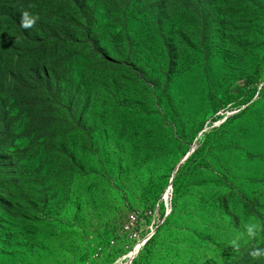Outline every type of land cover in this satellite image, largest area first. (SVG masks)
Masks as SVG:
<instances>
[{
  "label": "rangeland",
  "instance_id": "obj_1",
  "mask_svg": "<svg viewBox=\"0 0 264 264\" xmlns=\"http://www.w3.org/2000/svg\"><path fill=\"white\" fill-rule=\"evenodd\" d=\"M85 1L0 35V264H264V0Z\"/></svg>",
  "mask_w": 264,
  "mask_h": 264
},
{
  "label": "trees",
  "instance_id": "obj_2",
  "mask_svg": "<svg viewBox=\"0 0 264 264\" xmlns=\"http://www.w3.org/2000/svg\"><path fill=\"white\" fill-rule=\"evenodd\" d=\"M114 2L118 6L130 5L135 0H106ZM152 3L153 9L160 17L167 12L175 11L183 6V0H145ZM32 6V7H29ZM85 0H0V35H9V40H19L20 36H36L38 45L42 50H49L50 47H58L68 41L73 34L74 39H81L83 35L71 25V20L77 18L85 23V11L87 10ZM28 10L38 14L40 19L36 26L31 29H23L20 26L21 13ZM70 18V21L66 20ZM87 35L90 34L88 26L83 27ZM112 60L108 55H106ZM46 60V59H44ZM43 60V61H44Z\"/></svg>",
  "mask_w": 264,
  "mask_h": 264
},
{
  "label": "clouds",
  "instance_id": "obj_3",
  "mask_svg": "<svg viewBox=\"0 0 264 264\" xmlns=\"http://www.w3.org/2000/svg\"><path fill=\"white\" fill-rule=\"evenodd\" d=\"M32 7V6H29ZM40 17L38 14L32 13L28 10H25L21 13V21L20 26L23 29H31L34 28L39 21ZM246 227V233L249 238H255L257 233L261 231V227L257 224L250 223L245 226ZM232 246L235 250H239V244L236 241L232 242ZM254 259L260 258L264 256V248H256L253 249L249 253Z\"/></svg>",
  "mask_w": 264,
  "mask_h": 264
},
{
  "label": "bare ground",
  "instance_id": "obj_4",
  "mask_svg": "<svg viewBox=\"0 0 264 264\" xmlns=\"http://www.w3.org/2000/svg\"><path fill=\"white\" fill-rule=\"evenodd\" d=\"M146 239H143L142 241L138 242L137 244H135L127 254H125L124 256H122L119 259L118 264H131L133 259L136 257V255L138 254V252L140 251V249L142 248V246L144 245ZM131 251V252H130Z\"/></svg>",
  "mask_w": 264,
  "mask_h": 264
},
{
  "label": "water",
  "instance_id": "obj_5",
  "mask_svg": "<svg viewBox=\"0 0 264 264\" xmlns=\"http://www.w3.org/2000/svg\"><path fill=\"white\" fill-rule=\"evenodd\" d=\"M183 160H185V159H183ZM183 160H182V161H183ZM182 161H181V162H182ZM174 176H175V175H174ZM174 176H173V177H174Z\"/></svg>",
  "mask_w": 264,
  "mask_h": 264
}]
</instances>
